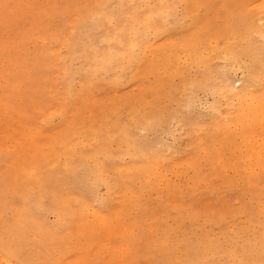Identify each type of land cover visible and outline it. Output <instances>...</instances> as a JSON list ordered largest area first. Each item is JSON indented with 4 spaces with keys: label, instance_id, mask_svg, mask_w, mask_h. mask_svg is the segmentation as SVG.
<instances>
[{
    "label": "rangeland",
    "instance_id": "obj_1",
    "mask_svg": "<svg viewBox=\"0 0 264 264\" xmlns=\"http://www.w3.org/2000/svg\"><path fill=\"white\" fill-rule=\"evenodd\" d=\"M261 24L264 0H0V264H264Z\"/></svg>",
    "mask_w": 264,
    "mask_h": 264
},
{
    "label": "bare ground",
    "instance_id": "obj_2",
    "mask_svg": "<svg viewBox=\"0 0 264 264\" xmlns=\"http://www.w3.org/2000/svg\"><path fill=\"white\" fill-rule=\"evenodd\" d=\"M259 14H260V13H259ZM259 18H260V17L258 16V19H259ZM258 19H257V20H258ZM144 20H146V19H144ZM139 21H140V20H139ZM261 26L264 27L262 24H261ZM135 29H136V28H135ZM132 31H133V30H132ZM259 31H260V32H259ZM259 31H258V32L261 33V30H259ZM262 31H263V30H262ZM247 32H248V31H247ZM258 32H255V33H258ZM249 33H250V32H249ZM254 35H255V34H254ZM256 35H257V34H256ZM262 35H263V32H262ZM248 36H249V34H248ZM257 37H258V35H257ZM260 37H261V36H260ZM125 40H126V39H125ZM125 40H124V41H125ZM255 42H256V41H255ZM253 43H254V42H253ZM257 43H258V42H257ZM253 45H256V44H252V47H254ZM246 46H247V44H246ZM247 47H248V46H247ZM247 47H243V48H247ZM249 47H251V46L249 45ZM259 47H260V46H259ZM256 48H257V47H256ZM247 49H248V48H247ZM251 49H252V48H251ZM241 50H242V48H241ZM244 50H246V49H244ZM248 50H249V49H248ZM248 50H247V51H248ZM258 50H259V49H258ZM119 51H120V50H119ZM247 51H246V52H247ZM255 51H256V49H255ZM251 52H252V51H251ZM259 52H261V51H259ZM244 54H245V53H244ZM250 54H251V53H249L248 56H249ZM258 54H259V53H258ZM246 55H247V54H246ZM251 55H252V54H251ZM256 55H257V53H256ZM257 57H258V56H257ZM207 74H209V73H207ZM210 74H211V73H210ZM221 81H222V80H221ZM223 81H224V80H223ZM223 81H222L221 83H223ZM225 81H226V80H225ZM226 82H227V81H226ZM221 83H220V84H221ZM224 83H225V82H224ZM228 83H229V82H228ZM244 84H245V83H244ZM222 85H223V84H221V86H222ZM224 86H225V85H223V88H224ZM226 86H227V85H226ZM230 86H231V85H230ZM242 86H243V85H242ZM244 87H245V85H244ZM246 87H247V86H246ZM225 88H227V87H225ZM225 88H224V89H225ZM233 88H234V87H233ZM229 89H231V88H229ZM227 90H228V88H227ZM232 90H233V89H232ZM223 91H224V90H223ZM225 92H226V90H225ZM228 92H229V91H228ZM262 92H264V91H262ZM229 93H230V92H229ZM231 93H232V92H231ZM241 95H242V94H241ZM257 95H258V94H257ZM225 96H226V95H225ZM239 97L241 98V96H239ZM251 97H252V96H251ZM230 98H231V97H230ZM230 98H227V99H230ZM242 98H243V97H242ZM263 98H264V97H263ZM258 100H259V99H258ZM258 100H255V101H258ZM250 101H251V100H250ZM251 102H252V101H251ZM251 102H250V103H251ZM248 103H249V102H248ZM255 104H256V103H255ZM262 104H263V103H262ZM256 105H257V104H256ZM242 106H244V105H242ZM257 106H258V105H257ZM259 106H260V105H259ZM239 107H240V106H239ZM247 107H248V106H247ZM263 107H264V105H263ZM243 108H244V107H243ZM249 108H250V107H249ZM251 108H252V107H251ZM259 109H260V108H259ZM249 110H250V109H249ZM262 110H263V109H262ZM252 111H253V110H252ZM252 111H251V115H252ZM263 111H264V110H263ZM245 112H246V111H245ZM245 112H244V113H245ZM261 112H262V111H261ZM238 113H239V112H238ZM249 113H250V111H249ZM259 114H260V112H259ZM261 114H262V113H261ZM261 114H260V115H261ZM257 115H258V114H257ZM253 116H254V114H253ZM237 118H238V117H237ZM243 118H244V117H243ZM247 118H249V117H247ZM247 118H246V119H247ZM238 119H239V118H238ZM252 120L254 121L255 118L252 119ZM250 122H251V121H250ZM250 125H251V124H250ZM154 126H155V125H154ZM211 127H213V125H212ZM246 129H247V128H246ZM249 129H250V128H249ZM224 131H225V130H224ZM251 131H252V130H251ZM253 131H254V130H253ZM243 133H244V131H243ZM243 133L241 132V134H243ZM245 133H246V132H245ZM252 133H255V132H252ZM242 136H243V135H242ZM246 136H247V135H246ZM248 137H249V136H248ZM247 139H248V138H247ZM227 141H228V140H227ZM253 144H254V143H253ZM245 145H246V144H245ZM251 145H252V144H251ZM251 145H250V146H251ZM260 146H261V145H260ZM246 148H247V147H246ZM261 148H263V147H261ZM248 149H249V148H248ZM253 149H254V148H253ZM255 150H256V149H255ZM258 152H259V150H258ZM262 152H263V150H262ZM249 153H250V152H249ZM249 153H248V154H249ZM253 153H254V152H253ZM255 153H256V152H255ZM263 154H264V153H263ZM248 156H249V155H248ZM259 158H260V156H259ZM246 159H248V158H246ZM258 160H259V159H258ZM260 161H261V160H260ZM150 162H151V161H150ZM256 162H257V161H256ZM262 163H263V162H262ZM151 165H152V164H151ZM251 165H252V163H251ZM255 165H256V163H255ZM255 165H254V166H255ZM17 168H18V167H17ZM148 168H149V166H148ZM152 168H153V167H152ZM19 169H21V168H19ZM19 169H18V170H19ZM45 169H47V168H45ZM48 169H49V168H48ZM30 170H31V169H30ZM51 170H53V169H51ZM37 171H38V170H37ZM37 171H36V172H37ZM50 172H51V171H50ZM63 172H64V171H63ZM150 172H151V171H150ZM16 173H17V172H16ZM52 173H53V172H51V174H52ZM54 173H55V172H54ZM66 173H67V172H66ZM69 173H70V172H69ZM146 173H147V172H146ZM46 174H47V173H46ZM55 174H56V173H55ZM57 174H58V173H57ZM61 174H62V173H61ZM73 174H74V173H73ZM150 174H151V173H150ZM34 175H37V174L35 173ZM62 175H64V174H62ZM62 175H61V176H62ZM67 175H68V174H67ZM74 175H75V174H74ZM40 176H41V175H40ZM44 176L47 177V175H44ZM148 176H149V175H148ZM55 177H56V176H55ZM52 178H53V176H52ZM58 178H60V177H58ZM61 178H62V177H61ZM71 178H72V177H71ZM36 179H37V178H36ZM40 179H41V178H40ZM43 179H44V178H43ZM48 179H50V178H48ZM56 179H57V178H56ZM86 179H87V178H86ZM53 180H54V179H53ZM34 181H35V180H34ZM37 181H39V180L37 179ZM48 181H49V180H48ZM68 181H70V180H68ZM35 182H36V181H35ZM102 182H103V181H102ZM47 183H48V182H47ZM51 183H52V182H51ZM54 183H55V182H54ZM59 183H61V185L63 184L62 182H60V180H59ZM40 184H41V183H40ZM44 184H46V183H44ZM48 184H49V183H48ZM77 184H78V183H77ZM32 186H33V185H32ZM43 186H44V185H43ZM50 186H51V185H50ZM50 186H49V187H50ZM56 186H57V185H56ZM58 186H59V185H58ZM40 187H41V186H40ZM28 188H29V187H28ZM32 188H33V187H32ZM43 188H44V187H43ZM46 189H47V188H46ZM55 189H56V188H55ZM59 189H60V187H59ZM59 189H58V190H59ZM31 190H32V189H31ZM33 190H34V189H33ZM60 190H61V189H60ZM91 190H92V189H91ZM42 191H43V190H42ZM47 191H48V190H47ZM29 192H30V191H29ZM29 192H28V193H29ZM60 192H61V191H60ZM88 192H89V191H88ZM42 193H44V192H42ZM53 193L55 194V192H53ZM57 193H58V192H56V194H57ZM89 193H90V192H89ZM26 194H27V193H26ZM26 194H25V196H26ZM29 195H30V194H29ZM29 197H30V196H29ZM34 197H35V196H34ZM36 198H37V197H36ZM85 198H86V197H85ZM87 198H88V197H87ZM59 199H60V198H59ZM83 199H84V198H83ZM22 200H24V199L22 198ZM62 200H63V199H62ZM25 202H26V201H25ZM25 202H24V203H25ZM29 202H30V201H29ZM35 202H36V201H35ZM69 206H70V205H69ZM102 214H103V213H102ZM57 215H58V214H57ZM99 215H100V214H99Z\"/></svg>",
    "mask_w": 264,
    "mask_h": 264
}]
</instances>
